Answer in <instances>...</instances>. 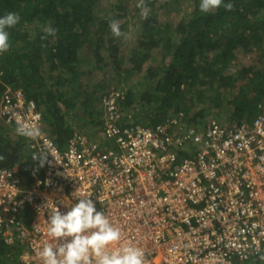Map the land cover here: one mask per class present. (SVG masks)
Listing matches in <instances>:
<instances>
[{
	"label": "built area",
	"instance_id": "1",
	"mask_svg": "<svg viewBox=\"0 0 264 264\" xmlns=\"http://www.w3.org/2000/svg\"><path fill=\"white\" fill-rule=\"evenodd\" d=\"M124 99L119 88L100 98L101 137L115 147L104 151L78 131L60 147L33 99L2 95L0 122L37 130L28 149L48 153L28 179L0 168V239L22 247L21 264H44L37 252L57 246L46 202L64 212L86 198L120 229L108 250L139 247L144 264H264V99L251 122L200 126L179 112L154 127L131 123Z\"/></svg>",
	"mask_w": 264,
	"mask_h": 264
},
{
	"label": "trees",
	"instance_id": "2",
	"mask_svg": "<svg viewBox=\"0 0 264 264\" xmlns=\"http://www.w3.org/2000/svg\"><path fill=\"white\" fill-rule=\"evenodd\" d=\"M132 2L137 6L131 13ZM199 2L0 0V16L20 17L8 29L9 49L0 53V95L20 90L33 99L44 115V131L62 148L76 129L72 113L82 115L78 122L83 114L96 115L102 125V110L85 80L109 66L126 83L122 108L131 123L154 127L183 112L186 123L203 126L214 110L251 122L264 99V0H226L230 10L222 5L207 13ZM102 5L109 11L102 13ZM134 15L141 19L132 27ZM113 21L119 36L110 28ZM47 26L56 29L54 35L44 31ZM89 58L94 64L87 70ZM27 141L13 125H2L0 168L18 165L28 179L37 159ZM21 254L22 247L0 239V264H21Z\"/></svg>",
	"mask_w": 264,
	"mask_h": 264
},
{
	"label": "clouds",
	"instance_id": "3",
	"mask_svg": "<svg viewBox=\"0 0 264 264\" xmlns=\"http://www.w3.org/2000/svg\"><path fill=\"white\" fill-rule=\"evenodd\" d=\"M222 5L228 10L233 6L226 0H200L199 9L202 13H207ZM138 7L142 10L141 14L147 17L148 9L142 2L138 4ZM19 19L16 13L0 16V53L9 49L8 29L15 26ZM110 28L114 35H121L120 28L115 21L110 23ZM44 31L49 35H54L56 29L47 26ZM16 131L19 135L26 137H35L39 134L37 130L23 124H19ZM47 154L41 153L35 158L39 159L41 167L48 163ZM44 206L51 210L48 216L47 232L57 241L56 247L52 244H45L37 252V255L43 258L44 264H89L90 254L95 255L96 264H144V253L139 247L129 245L108 250L111 245L119 241L120 229L114 226L103 212L97 210L93 199H78L64 212L54 202L51 204L46 202Z\"/></svg>",
	"mask_w": 264,
	"mask_h": 264
},
{
	"label": "rangeland",
	"instance_id": "4",
	"mask_svg": "<svg viewBox=\"0 0 264 264\" xmlns=\"http://www.w3.org/2000/svg\"><path fill=\"white\" fill-rule=\"evenodd\" d=\"M136 6H137V2H132L131 6L129 7L131 8L130 10L131 13L136 8ZM101 8L104 9L103 11H101L102 13H106L109 11V7H107V5H102ZM173 16L179 19L180 15L177 16L176 14H174ZM140 19L141 18L139 17V15H134L131 21L132 27L134 26L136 22H139ZM131 34L133 35V38L136 39V37L134 36L135 33H133V31H131ZM256 57L257 56H253V58H256ZM93 64L94 63H93L92 58H89L87 62H85V64L83 65L86 67L87 70H90L93 68ZM138 77L139 76H135L132 80V83L135 84L139 79ZM85 84H88V92L90 94L95 92V98H96L95 105L98 108L97 111H99L101 107L100 98L103 93L102 89L105 88L106 90H109L112 88H119L122 91H124L126 87V83L124 82V80L119 79L118 76L116 75V70L114 69V66H109L103 70L96 71L95 74L92 77H90V79L88 78L85 80ZM1 96L2 94L0 95V102H1ZM231 112L232 111L218 114L219 110L218 111L214 110L207 117L206 122L204 124H207L212 119H215L224 124H232L234 122H237L236 120L233 119ZM95 114L98 115V112H96ZM74 115L75 113L74 114L72 113L71 121L73 123L72 126L76 128L75 131L82 132L88 138L99 141L100 147L104 151L109 148H113V149L115 148L114 145L109 140L105 139L104 137H101L102 128L98 123V117L96 115H93V116L85 115L84 116L83 114V117H84L83 122H78ZM4 124L6 123L0 122V129L2 125ZM46 128L48 129L46 121H45L42 126V131H44Z\"/></svg>",
	"mask_w": 264,
	"mask_h": 264
},
{
	"label": "crops",
	"instance_id": "5",
	"mask_svg": "<svg viewBox=\"0 0 264 264\" xmlns=\"http://www.w3.org/2000/svg\"><path fill=\"white\" fill-rule=\"evenodd\" d=\"M100 109L102 110V108L100 107ZM102 113H103V111H102Z\"/></svg>",
	"mask_w": 264,
	"mask_h": 264
}]
</instances>
